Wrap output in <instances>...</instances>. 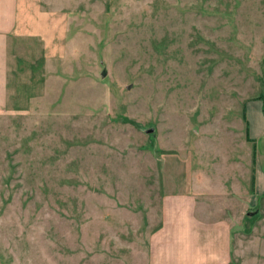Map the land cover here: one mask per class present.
I'll return each instance as SVG.
<instances>
[{
  "label": "rangeland",
  "instance_id": "1",
  "mask_svg": "<svg viewBox=\"0 0 264 264\" xmlns=\"http://www.w3.org/2000/svg\"><path fill=\"white\" fill-rule=\"evenodd\" d=\"M22 3L0 42V264H148L162 197L199 176L228 264H264V0Z\"/></svg>",
  "mask_w": 264,
  "mask_h": 264
},
{
  "label": "crops",
  "instance_id": "2",
  "mask_svg": "<svg viewBox=\"0 0 264 264\" xmlns=\"http://www.w3.org/2000/svg\"><path fill=\"white\" fill-rule=\"evenodd\" d=\"M22 1L26 9L33 3L40 4V0H0V42L15 34ZM215 190L218 189L204 184L199 176L186 192L162 197L161 221L150 235L148 264L230 263V224L222 215L209 216L208 194H214Z\"/></svg>",
  "mask_w": 264,
  "mask_h": 264
}]
</instances>
